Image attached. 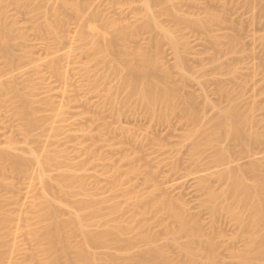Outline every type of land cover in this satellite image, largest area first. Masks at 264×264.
I'll return each instance as SVG.
<instances>
[{"label":"rangeland","instance_id":"374dc122","mask_svg":"<svg viewBox=\"0 0 264 264\" xmlns=\"http://www.w3.org/2000/svg\"><path fill=\"white\" fill-rule=\"evenodd\" d=\"M13 1L4 0L6 3H2V5L4 4L3 8L6 5L5 9L8 11L9 17H13V19L11 17L14 22L12 24L17 21L18 29L26 31L28 38L23 41L16 35L11 43L12 51L20 54L23 49H26L32 52L33 56H36L35 58L46 57L48 52L53 51L56 47L55 38L45 31L43 34H39L33 29L34 24L44 19L45 10L49 12L54 9L61 10L63 7H60L56 0H50V3L46 0H40L39 5L34 4L27 8H31L28 12L27 10H21ZM99 1L100 5L102 3L101 8L108 14V18L110 15L111 19L109 20H112V22L113 20H119L116 23L118 25L121 23V27L124 25V28L128 22L140 31L137 35L134 32L135 40L132 38L133 41L130 42L131 37L128 38V41L126 40L128 42L127 46L128 44L134 47L135 44L138 47L145 45L141 47L148 48V53L150 51L154 55L149 53L151 57L155 58L157 56L159 58L160 71H158V75L160 76L161 73L162 78L164 77L165 80L160 78L168 82L172 95L184 93L195 98V105L206 115L202 123L205 127L208 126L209 119L218 114V108H213L212 105L225 107L228 104L227 99L221 95L218 89L220 85H225L234 90L233 95L244 106L251 104L256 99L258 105L256 110L257 127L264 134V0L258 2L256 0H176L181 14L186 12L184 15L187 17L191 16L192 19L207 21L208 26L206 28L196 27L188 21L184 22L185 20L180 21L181 24H179L180 22H176L175 16L172 20V14L168 16V12L164 11L166 14L162 12L167 6L165 2L163 3V7L165 5L163 9L162 5L154 7L156 13H158L157 21L163 26L166 25L165 27L168 26V29L172 27L175 30L174 32L173 29V31L169 29L175 33L177 37L175 39L179 41V52L185 60V70L188 73L186 77H182L180 68L177 65L179 52L176 53L173 48L174 45L171 44V39L168 37V40L166 35V38L164 37L161 28L158 29L155 26V29L154 27L153 29L144 27L145 20L143 18L136 20V12L132 11L139 13L141 0H139L140 2L138 0H103V2L102 0H92L91 3L94 5ZM104 1L106 2L104 3ZM108 1H110V4ZM113 2H116L117 6L111 5ZM88 3L91 4L90 1ZM12 5L13 7H11ZM38 6H41V8L38 9ZM42 6L44 7L42 8ZM59 10L58 12L62 13V17L65 14L63 19H68L67 21L64 20L67 22L66 25L63 22L64 25L61 24L58 28L62 33H67V36L68 34L72 36L71 34H74L72 30H75L76 25L74 22L76 21L73 19L74 17L71 19V13H68V10L64 9L66 13L63 12L64 10ZM30 11L32 15L29 14ZM210 12L215 13L214 15L217 18H213ZM126 13L127 15H124ZM25 14H28V16L25 17ZM125 16L131 17L125 18ZM33 22L34 24H32ZM97 24L102 26L100 22H97ZM140 25L145 29L142 27L139 30ZM124 28L122 27V29ZM108 30H110L111 36L115 37L116 35V38L121 36L115 33L113 28L108 27ZM70 31L71 33H69ZM87 38L93 39L94 36L87 33ZM156 38L160 39L159 45H157L159 40ZM155 39L156 42H154ZM235 39L238 41L236 50H232ZM82 44V41L76 39L70 54L64 58L63 62H65L67 72L63 76H56L44 66L42 67L45 68L43 76L36 79V88L30 92L35 101L34 115L38 119V123L32 129H27L25 121L16 113L7 96L5 94L0 95V147L5 146L9 138H13L17 142L15 143L16 148L13 150L15 154H27L30 148L35 149L38 154L62 153L63 151L67 153L69 156L67 159H63L59 163H53L46 168V175L53 183L50 196L52 195V198L55 197L58 202L63 204H58V208H60V210L58 209L60 212V215L58 213L59 219H61L60 217L70 218L71 211L75 209L72 208L73 203L76 202L77 204L81 201L80 198H88L90 199V201L87 200L88 203L94 202L93 204H95V202H99L98 205L101 206L98 215L95 213L97 216L92 214L90 209L88 213L86 212L87 215L95 216V218L90 216L88 224H91V227H88L94 231H102L105 228L103 226L105 222L110 221L112 224L120 225L125 224L127 219H131V216L135 214L134 203L138 196L144 197V205H150L151 195L161 200L166 197L177 198L179 200L176 199V201L186 203L191 216L199 219L202 229L215 239L220 263L239 264L238 259L233 255L234 248H245L244 237L234 238L239 231V226L225 214L217 216V219L213 221L211 213L204 206L206 194L199 188V180L196 178V176L202 175L204 177L210 173L208 175L212 176L210 178L211 183L220 191L227 183L223 180L220 181L221 179L211 173L222 169L226 165L215 164L212 159L213 148L211 147L202 146L198 153L193 151L192 141L187 139V132L192 129L193 123L181 112L172 113L168 111L169 115L164 112V116H167L166 119L161 114L162 112L160 114L155 113V117L154 115L151 116L150 113L148 114V111L146 114V110H143L145 107H138L142 104L137 103L139 98L133 95L136 93H133L129 86H126L129 83L124 87L130 89L128 91L132 92V96H129L130 92L127 94L126 88L122 87L124 82L120 81L119 77L121 76L118 74V71L121 72L122 70H117L116 73L115 69H112L107 62L93 63L90 61L88 54L82 50ZM129 46L128 50L131 49V46ZM138 47L136 48L138 49ZM121 48L120 45H116L113 49L114 53L112 51V54H114L112 57L117 58L115 62L121 59V62L118 61V65L128 61H125L127 57L121 53ZM136 48L135 50H137ZM133 49L132 47L130 51L133 52ZM137 52H133L135 54L134 58ZM176 54L178 55L176 56ZM139 55L138 52V59L141 56ZM130 61L134 63L137 60L131 59ZM84 63L88 65L87 71L83 69ZM123 64L119 65L118 68L120 69ZM25 65L23 64L21 67ZM123 67L121 69L124 71ZM2 68L4 70V63L0 56V76L4 73ZM127 70L129 71V69ZM129 75L128 77L131 76ZM130 79L128 78V81ZM141 79H138V84H140L139 80ZM121 82L122 86L119 84ZM131 82L137 84L136 81H134L135 83ZM203 90L212 104L204 103L205 94H203ZM129 98L132 104L138 106L134 105L135 108H132L133 106L127 100ZM116 104L118 105L116 106ZM114 105L116 107H113ZM117 107L122 109H118L120 115L119 113L118 115L115 114L118 112L115 109ZM121 126H123V129ZM82 129L85 130L82 131ZM85 131H88V133L85 134ZM226 144H229L230 150L235 154L232 155L236 156L233 159L237 163L242 164V162H245L243 164H246L248 159L257 157L262 165L261 174L264 175V140L261 143L247 141L246 144H249L250 148L249 152L242 149L245 153L244 151L241 152L242 145L239 142L229 143L228 141ZM88 147H91L92 151L95 152L94 156L87 154ZM248 153L255 155L249 158L250 154ZM126 155H129V158L125 159ZM240 157L241 159L238 160ZM234 164L236 162L232 163L233 166ZM133 165L138 167L137 172H131ZM71 167H73V174H80V177L84 176L83 178L86 179L85 183L83 178V181L78 178L82 181L80 183L88 184L86 185L88 189L86 195L88 197L79 195L83 191L82 188H84L81 187L80 192H78L80 183L77 184L78 187H76L77 185L74 186L73 182L72 185L71 183L68 184V186H71L69 190L71 189L70 192L73 196H70L71 193L66 192L67 190H65L66 193L62 192L63 189H67V185L62 187V190L60 186V188L58 187L56 183L58 175L61 172H71V169H69ZM113 168H117L116 174L119 179V182L115 185L111 182V170ZM37 171L38 165L34 161L30 163L27 171L20 174L16 173L6 163L4 172L0 174V204L3 206L1 213H11L14 218L12 231L6 236L7 245L4 247V264H10L11 262L44 264L45 253L31 237V231L38 230L42 224L35 214L36 205L45 200ZM248 175L253 177L251 173ZM85 189L84 194L87 192ZM68 193L69 195H66ZM115 203L121 206V210L112 212L111 207ZM92 218H94L93 221ZM145 218L157 234L156 242L164 245L175 258H178V244L167 230V224H173V218L157 209L148 213ZM75 233L72 234L74 236L73 241L82 242L84 240L83 235L81 234L82 238L80 233H77V231ZM129 238L128 235L122 236L119 244L110 241L108 246L97 245L92 249L101 257L117 254L118 264H127L128 253L121 250L120 245L125 247ZM176 239L179 243L187 241L184 234L177 235ZM144 247H146V243L141 244V248ZM198 255H202L201 251H198Z\"/></svg>","mask_w":264,"mask_h":264},{"label":"bare ground","instance_id":"6f19581e","mask_svg":"<svg viewBox=\"0 0 264 264\" xmlns=\"http://www.w3.org/2000/svg\"><path fill=\"white\" fill-rule=\"evenodd\" d=\"M39 1L40 0H14L13 2L18 7H20L21 10H27L29 12L31 8H27L34 4H38ZM89 1L90 3L92 2V0H56V3L60 7L68 10V13H71V19L72 17H74L73 19H75L76 21L74 22L76 25L74 28L75 30H72V32H74V34H71L72 36H70L69 34L67 36V33H62V31L58 28L63 22H65L64 24L66 25V21L68 19L65 18L66 21H64L65 19H63V17L65 16V14H63L64 16L62 17V13L58 12L59 9H54L53 11L49 12H47L48 10H45L44 19L41 22H37L36 24H34V22L32 23L34 24L33 29H35L39 34H43L45 31L46 33L53 35L55 38L54 43L56 46H54V50L52 49L53 51H51L50 49V52L47 51L48 55L46 53V57L35 58L36 56L34 57L33 53L26 49H23L20 54H16L12 51L11 43L16 38V35L23 41H26L28 38L26 34L27 32L22 29H18L19 27L17 26L19 25L16 23V20H14L16 21L15 24H12L14 23L12 20L13 17L11 16L12 19L11 17H9L8 11H6L5 9L6 5L4 6V8V4L2 5L4 0H0V56L4 63V70L2 68L4 73H1L2 75L0 76V95L5 94L7 96L8 100L11 102V104H13L16 113L25 121L27 129H32L38 123V119L34 115L35 101L32 94L30 93L36 88V79L43 76V71L45 68L48 71H51L56 76H63L64 74H66V65L63 60L70 54L71 48L73 47L76 39L82 41L83 44L81 45V48L88 54L90 61L95 64L107 62L110 64L112 69H115L114 71L116 73L117 70H122L121 72L118 71V74L119 76H121L119 77L121 79L120 81H123L124 84L123 86L122 82L119 84L125 89L126 87L124 86L129 83L126 86H129L133 93H136L133 95L137 96L140 100L139 101L137 99V103H141L143 105L138 106L137 104H132L129 98L127 100L133 106L132 107L130 105L132 108H135L134 105L140 108L145 107L143 110H146V114L148 111V114L150 113V115H154V117L155 113L157 112L159 114L162 112L161 114H163L164 112L167 113L168 111H171L172 113H176L179 111L186 118L191 120V122L193 123V127L187 132V139L192 141L191 147L193 151L195 153H198L199 149L202 146L211 147L213 148L212 159L215 164L226 165L222 169L215 172L213 171L211 173L212 175L214 174L215 176H217V178L221 179L220 181L223 180L227 183V185H225V187L220 191H218L211 183L210 178L212 176L208 175L210 173L206 174V176L203 175L204 177H202V175L196 176V178L199 180V188H201L206 194L204 206L211 213L213 221L217 219V216L225 214L239 226V231L234 238L244 237L245 239L244 249H233V255L238 259L239 264H264V175L261 174L262 165L260 161H258L257 157L251 158L253 157V155H255L252 153H248L250 154V157L249 155L248 157L251 159H248L246 164H243L245 162H242L241 164L239 161V163H237V161L234 160L236 157L234 156L235 154L230 150L231 148L229 147V144H226L228 143V141L229 143L239 142L243 146H241V152L244 150H246V152H249L250 145L246 144L247 141H251L252 143L263 142L264 134L257 127L258 119L256 117V110L258 108V105L256 104V99H253L255 102L253 101L251 104L244 106L238 100V98H235V96L233 95V89H230V87L225 85H220L218 87L219 92L227 99L228 104L225 107H217L215 105H212L213 108H218V114L211 117L209 119L208 126L205 127L202 123L206 118V115L195 105V98L190 94L187 95L184 93L172 95L169 90L170 88L168 82L163 81L165 80V78H162L163 75H161V73L160 76L158 75V71H160L159 58H157V56L155 58L151 57V55L153 54H151L150 51L149 53L151 55L148 53V48H142L145 45H141V47L138 44L140 46L138 47L135 44L134 47L133 45L131 46L130 44H128V46H131V49L132 47L134 48L133 52H139V54L141 55H139V59L138 52L136 54L137 57L135 56V58L137 59H135L133 57L135 54L130 51L131 49L128 50V42H126V40L128 41L130 39L129 37H131L130 42L133 41L132 38L134 39V36L137 35V33L139 34L140 31L136 30L134 26H131L128 22L126 23L125 28L124 25H122L124 29H126L127 27L128 29H122L121 23H119L120 27L118 28L119 25L116 22H118L119 20H113V22L112 20H109L111 19V17L109 15L108 18V14H106V11L104 12V10L101 8L102 3L100 5V1L94 5L92 3L89 4ZM258 1L260 0H256V2ZM46 2L50 3V0H46ZM105 2L106 1H104V3ZM108 2L110 4V1ZM164 2L167 3L166 8L165 5L163 7ZM181 2L183 3V1ZM115 3L113 2L111 3V5H116ZM177 4L178 3L176 2V0H141L142 7L140 6V8H137L142 11H139L138 9L136 10H138L139 13H137V11H132L136 12V20H139L141 18L145 20V23H143L144 27L150 29H153L154 26L158 29L161 28V33L164 34V37L166 35L168 40L169 38L171 39V44L172 46L174 45L173 48L175 49L176 53L179 52V41L175 39V30L174 28L170 27L169 29L174 30V32H172L173 30H169L167 28L168 26L165 27L166 25L163 26V24H160V22L157 21L158 13H156L155 11V8L157 6L162 5V9L165 8V10L161 11H165L166 13L168 12L170 14H168V16H171L172 14V20L174 19L173 16H175L176 22L178 21V23L185 20L184 22L188 21L196 27L199 26L206 28L208 26L207 21L205 22L198 19H192L191 16H185V11L184 14H181ZM11 7H13V5ZM43 7L44 6H42V8ZM40 8L41 6H38V9ZM62 9L59 11L64 10ZM104 9L106 10V8ZM124 9L126 10V8ZM131 9L129 8V11ZM66 10H64L63 12L66 13ZM29 14L32 15L31 11ZM214 14L215 13L210 12V15H212L213 18H217V16ZM124 15H127V13ZM27 16L28 14L25 17ZM127 17L129 18L131 16ZM127 17L125 16V18ZM97 22H100L102 26L97 24ZM179 24H181V22ZM143 26L140 25L139 30H141ZM108 27L115 29V33L121 36L117 38L116 35L115 37L113 35L111 36ZM144 27L143 29H145ZM134 32L136 33L135 35ZM69 33H71V31ZM87 33L92 34L94 38L88 39ZM156 39L159 40V42L157 41V45H159L160 39ZM156 39L154 40V42H156ZM237 42V39H235L232 50H236ZM116 45H120V48L122 47V51H120L127 57V59H125V61L128 60L127 63L122 62V64L124 63L125 65L123 64L124 67L121 66V68L123 67L128 73L125 70L124 72L123 69L118 68L120 67L119 65H122H118V61L121 62V59L115 62V59L117 60V58L112 57V55H114L112 54V51L114 53L113 49ZM136 47H138V49ZM135 48L137 50H135ZM123 54L122 56H124ZM178 54H176V56L178 55L177 65L180 68L182 77H186L188 76V73L185 70V60L183 59L180 52ZM130 58L133 60H137V63L135 61L134 63H132L130 61ZM138 60L141 65L138 63ZM23 64L26 65L21 67V65ZM85 64L86 63L83 64V69L87 71L88 65ZM43 66L45 68H42ZM125 66H127L126 68L129 69V71L125 68ZM122 73L124 77L127 74L125 78L123 77ZM128 75L132 80L130 79V77H128ZM127 77L133 82L136 81L137 84L139 78H142V81L139 80L140 84L138 85L133 84L130 80L128 81ZM122 78L124 79L122 80ZM129 88H126L127 94L130 92L128 95L132 96V92L128 91L130 90ZM203 94H205L204 90ZM134 96L133 98H135ZM128 101L126 102L128 103ZM204 103L212 104L206 94ZM118 104L120 105V102ZM118 104H116V106ZM116 106L114 105L113 107ZM120 108L121 107H117L115 109H117L118 111V109ZM120 110L115 114L118 115L119 113L120 115ZM166 115L169 114L167 113ZM165 117L167 116H164V119H166ZM121 127L123 129V126ZM84 130L85 129H82V131ZM84 133L86 134L88 133V131H85ZM130 133H128V135H130ZM6 143L7 144L5 146L0 147V174L4 172L6 163H8L14 169V171L19 174L27 171L28 166L32 161L36 162V164L38 165L37 177L41 182L42 194L45 197V200L37 203L36 205L35 214L42 224L38 230L31 231V237L36 241L38 247H40V249L45 253L44 264H118L119 258L118 256H116L117 254H110L107 257H101L92 249V247H97V245L108 246L110 241L119 244L120 238L126 235L130 237L128 239V243L126 244L127 246L125 245V247H123L122 245H120V249L128 253L127 264H221L219 261L217 243L215 239L210 236L209 233H206L202 229L199 219L191 216L186 203H180L179 201H176L177 198L175 199L166 197L165 199L161 200L151 195V200L149 201L150 205H144V197L138 196L135 199L134 203L135 214L131 216V219H127V222L125 224L120 225L112 224L110 223V221L105 222L103 224L105 228L102 231H94L89 229L88 227H91V224L88 223L90 222L89 219L92 215H87L86 212L88 213V210L90 209L92 214L97 213L98 215V212L101 211V206L98 205L99 202H95V204H93L94 202L88 203L90 201V199L88 198H80L81 201H79L77 204L76 202L73 203L75 207L73 206L72 208L75 209L74 211L72 210L73 212L71 211L72 215L70 218L66 219L59 216L61 218L59 219L58 213L60 215V212L58 211V209L60 210V208H58V204L61 205L62 203L58 202L55 197V199L52 198V195L50 196V194L52 193L51 190L53 189V183L46 175V168L53 163H59L63 159H67L69 157L67 153L63 151L62 153L38 154L35 149L30 148L28 149L27 154H15L13 153V150L16 148L15 143L17 142L13 138H9ZM88 148L89 149L87 151L90 153L86 151L87 154H89V156H94L95 152L92 151L91 147ZM92 152L93 154H91ZM241 157L238 160H240ZM124 158H129V155H126ZM234 162H236V164H234L233 166L232 163ZM72 168L73 167L69 168L71 169L72 173L69 171L68 173L64 170V172L68 174L61 172L57 177L56 183L58 187H61H59L61 190L63 189L62 187H65L67 185V189L62 190V192L64 193H71V189L69 190L71 186H68V184L71 183L72 185L73 182L75 186L79 184L81 180L83 181V179L84 182L86 181V179L83 178V175H81L83 177H80V174H73ZM137 170L138 167L133 165L131 168V172H137ZM116 173L117 168H113L111 170V182L114 185L119 182ZM249 173H251L253 177H250V175H248ZM78 178L81 180H78ZM76 180H78V183L76 182ZM83 183H80L79 187L78 185L76 186L79 188V191L77 190L78 192H80L81 187H84L82 188L84 191L86 185H88L85 184L86 182L84 184ZM65 190L67 191L65 192ZM83 191H81V194L79 195L85 196L88 193L87 188L85 189V191H87L85 192V194L83 193ZM69 193L66 195H69ZM90 195L91 194L89 193V196ZM70 196H73L72 193ZM156 209L168 214L171 218H173V224H167V230L178 244V258H175L169 252L168 248H166L164 245H160L156 242L157 234L151 228L150 223L145 218L148 213ZM2 210L3 206L0 204V264H4V247L7 245L6 236L12 231L14 221L13 215L11 213H1ZM119 210H121V206L118 203L112 205V212H117ZM97 215L95 214V216ZM95 216L93 215L92 217L95 218ZM94 218H92V221ZM75 231H77V233H80L81 237L83 235L84 238H82L84 240L82 239V242H76V240L73 241L74 236L72 234H74ZM179 234L186 235L187 241L185 243H179L177 241L176 237ZM72 236L73 238H71ZM143 243H146V247L141 248V244ZM198 251H201V256L198 255ZM10 264L18 263L11 262Z\"/></svg>","mask_w":264,"mask_h":264}]
</instances>
